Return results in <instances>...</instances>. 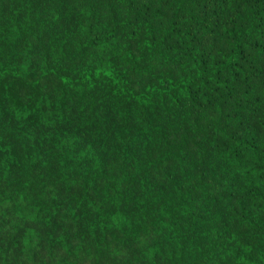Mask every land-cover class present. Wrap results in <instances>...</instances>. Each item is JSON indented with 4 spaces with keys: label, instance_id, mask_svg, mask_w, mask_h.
<instances>
[{
    "label": "trees",
    "instance_id": "16d2710c",
    "mask_svg": "<svg viewBox=\"0 0 264 264\" xmlns=\"http://www.w3.org/2000/svg\"><path fill=\"white\" fill-rule=\"evenodd\" d=\"M83 1L0 0L8 107L69 124L0 112V264H264V0Z\"/></svg>",
    "mask_w": 264,
    "mask_h": 264
},
{
    "label": "rangeland",
    "instance_id": "374dc122",
    "mask_svg": "<svg viewBox=\"0 0 264 264\" xmlns=\"http://www.w3.org/2000/svg\"><path fill=\"white\" fill-rule=\"evenodd\" d=\"M158 1H160V0L152 1L151 5H149V7H148V12H153L152 10L156 8ZM82 2H87V1L82 0ZM99 11L101 12L102 10L99 9ZM111 15H113V13ZM110 18L111 19L113 18L112 19V23H113L115 21L114 16H111ZM52 66H53V64H52ZM38 70L41 71V70H43V68H38L36 71H38ZM14 94L15 93H9L7 91H1L0 92V112L5 111L8 114L9 118H13L16 121H22L23 120L24 123H27L30 120H33L35 118V114L33 112V103H32V101L31 102L29 101V98L27 100L26 97L23 96V98H25V99H21L20 103L13 105V107H8V102L11 100V98L13 97ZM5 96H7V98ZM22 105H26L27 107H19ZM60 113L61 112L59 109L56 111V114L47 115V117L45 119H41V118H40L41 120L34 119L35 123L37 125H39L38 127H35V129H36L35 132H37V137L39 139L45 140V138L48 137L50 140H52L54 142L58 141V143H62L61 140H59L57 138L55 133H56V131H61L62 129L65 130L69 126V124L67 122H65L64 118L62 117V113L61 114ZM51 130L54 131V133H52ZM85 140H87V139H85ZM74 142L78 143V144H76V147H79L80 149L83 148V142L79 139V137L76 138L74 140ZM79 143H82V146H80ZM77 159H78V157L74 156L73 154L70 156V158H68V161H70V169L76 170V164H77L76 160ZM76 175H78L77 170H76ZM41 214H42V220L44 222H46V218H47L46 217L47 216L46 211H43ZM20 218H21V221H25V226L29 225V223L35 224L38 220L37 216H28V217L21 216ZM69 223H70L69 225H71V222H69ZM50 231H51V233H53L52 236H54V238L57 240V242H59V244H61L62 239L60 237H58L57 234L54 233V230H50ZM60 246L62 247V250H64V252H65V258L69 257L68 252H69L70 245L63 243ZM22 250H23L22 251V253H23L24 252V246H23ZM10 257L13 258L14 260H18L20 258L19 255H17V256L11 255ZM20 260H22V259L20 258ZM40 263L42 264L41 261H40ZM40 263L29 262L28 264H40ZM45 264H63V263L57 262L53 257L51 259L48 257V261Z\"/></svg>",
    "mask_w": 264,
    "mask_h": 264
}]
</instances>
